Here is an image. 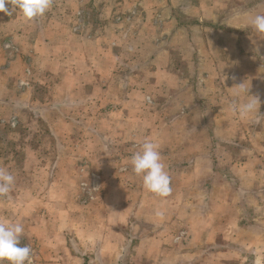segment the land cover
I'll use <instances>...</instances> for the list:
<instances>
[{
  "label": "crops",
  "instance_id": "crops-1",
  "mask_svg": "<svg viewBox=\"0 0 264 264\" xmlns=\"http://www.w3.org/2000/svg\"><path fill=\"white\" fill-rule=\"evenodd\" d=\"M7 7L12 11L10 5ZM126 10L135 14L125 18L129 23H120L123 17L119 15ZM256 14H264V0H52L49 10L34 20H26L18 11L12 15L0 12V61L9 53L21 61L19 68L11 62L1 65L7 78L19 79V92L8 102L25 103L26 93L36 88L33 82L31 86L21 85V81L28 82L27 68L34 81L43 73L40 84L43 77L53 78L47 87L62 88L70 98L69 104L76 103L71 98L80 92L82 105L88 107L80 106L83 111L76 114L77 107L69 105L66 119L88 120L105 113V121H111L110 136L116 137L110 150L117 152L121 144V150L127 152L117 153L113 166L129 169L128 178L140 184L134 190H142L143 181L133 172L131 157L146 139L152 140L159 145L160 153H169L170 157L167 172L171 193L157 198L175 207L164 211H180L185 203L190 204V211H197L202 192L203 198L210 201L207 215L215 216L216 203L222 201L224 217H229L224 233L232 240L231 233L245 229L241 224L233 228L232 220L238 221L232 216H237L236 208L243 209L238 201L251 195L252 182L256 186V207L262 210L264 200V188L259 185L263 179L257 176L264 156V36L249 23ZM78 18L84 19L86 26L73 32ZM127 69V78L109 82ZM241 84L260 103L257 111L245 118L233 109L248 99ZM109 104L112 107L104 112ZM249 119L255 121L249 123ZM95 134L97 138L106 135L99 129ZM219 166L237 169V179L226 176ZM114 183L117 186L106 197L111 200L106 208V226L115 235L103 239L100 233L106 250L98 246L105 256L99 264L121 263L127 238L119 223L125 218L119 221L117 216H127V222L137 216L135 211H113L122 207L113 197L121 180L113 177ZM141 194L148 197L153 193L142 190L136 199ZM115 196L123 197L119 193ZM142 211L153 215L157 209ZM245 212L239 211V216ZM262 217L256 211L258 227ZM155 230L158 239L149 236L144 243L140 237L136 243L146 247L162 240L168 228L163 223ZM219 232L223 230H215V235ZM107 248L113 249L111 259ZM86 253L94 257L97 254ZM145 256L151 263L159 261V256Z\"/></svg>",
  "mask_w": 264,
  "mask_h": 264
},
{
  "label": "rangeland",
  "instance_id": "rangeland-1",
  "mask_svg": "<svg viewBox=\"0 0 264 264\" xmlns=\"http://www.w3.org/2000/svg\"><path fill=\"white\" fill-rule=\"evenodd\" d=\"M134 14L131 10L120 13L119 16L123 17L120 23H129L125 18ZM84 26V19L78 18L73 32L83 30ZM8 55L0 61V168L13 174L15 183L7 196L0 197V221L21 223L24 226L21 245L32 248L34 264H99L104 259L105 256L98 250V246L106 250L103 240L99 239L100 233L103 232V239L105 235L107 238L115 235L106 226L109 224L106 208L111 204V200L106 197L117 186L112 184L113 177L121 180V186L118 185L119 190L115 193L124 197L119 199L114 193V200L122 207L121 210L116 208L113 211H135L137 214L132 217L135 218L133 222H130L131 218L127 222V216H117L119 221L125 218L126 222L122 220L119 223L127 238L125 254L119 264H264V217L261 218V227L255 221L256 211L264 215V200L261 201L262 210L256 207L258 200L255 181L249 186L251 195L248 194L238 201L243 209L236 208L237 216H232V219L238 221L232 220L233 228L240 224L245 227L231 233L232 240L227 239L224 233L225 222L229 217H224L222 201L216 203L215 216H210L209 213L207 215L210 201L203 198L202 192L197 211H190L189 203L183 204L180 211H164V208L172 209L175 205L161 203L166 200H160L155 194H149L148 197H142L141 194L136 199V194L139 195L145 189L141 185L142 190H134L140 184L128 178L129 169L113 166L117 153L125 155L127 152L121 150V144L117 152L110 150L116 137L110 136L111 121H105V113L100 118L88 120H81L79 117L66 119L69 105L77 107L76 114L83 111L81 109L84 106L88 107V104L82 105L80 92L71 98L77 100L76 103L69 104L70 98L64 95L62 88L51 90L47 87L53 82V78L43 77L45 83L40 84L43 73L37 75L40 77L34 81L31 79L30 68L25 71V79L29 82H25V85L37 83L36 88L29 89L26 93L25 103L15 104V100L8 102L11 98L15 99L19 92V79L16 80V76L7 78L1 65L11 62L15 68L21 66V61H16L15 55ZM125 67L130 69V66ZM128 69L114 79H109V82L118 83L119 80L127 78ZM5 85L9 88L6 89ZM104 107L105 112L112 104ZM253 121L255 120L249 119V123ZM252 128H255L254 124ZM98 129L106 135L97 138L95 133ZM86 131L94 134L87 135ZM99 142L101 144H97ZM249 154L251 153H247L248 156ZM160 155L165 170H169V153ZM262 157L263 168H260L257 176L263 179L259 185L264 188V156ZM220 170L229 178L237 179V176L234 177L238 173L237 169L225 170L222 167ZM252 175L255 176L254 173ZM148 208H156L157 211H153V215L149 211H142ZM239 211L247 212L239 216ZM163 223L168 230L162 240L153 241V244L146 247L141 246L142 243H136L140 241V237H143L141 240L144 243L150 240L149 236L158 239L155 229L158 224ZM132 227L134 231H131ZM217 229L223 232L215 235ZM136 245L139 250L135 249ZM161 245L166 246L165 250L161 249ZM257 246L260 248H256ZM107 249L110 250L108 259H111L113 249ZM87 251L102 257L97 254L94 257L87 254ZM147 254L159 256L158 263L149 262V257L145 256ZM93 258H96L95 261ZM4 264L8 262L5 261Z\"/></svg>",
  "mask_w": 264,
  "mask_h": 264
},
{
  "label": "clouds",
  "instance_id": "clouds-1",
  "mask_svg": "<svg viewBox=\"0 0 264 264\" xmlns=\"http://www.w3.org/2000/svg\"><path fill=\"white\" fill-rule=\"evenodd\" d=\"M8 5L12 11H9ZM52 0H0V12L12 15L19 12L26 20H34L43 16L51 7ZM251 27L255 32L264 36V14H256L250 18ZM25 81H21L23 86ZM247 94L248 99L233 106L241 118L257 111L259 100L249 94V89L239 85ZM159 145L152 140H145L137 152L131 157L133 172L142 178L143 187L161 198H166L171 193V178L165 170L161 160ZM15 183V177L4 168H0V197L7 196ZM24 226L21 223L0 221V264H34L33 250L30 246L21 245V236Z\"/></svg>",
  "mask_w": 264,
  "mask_h": 264
}]
</instances>
